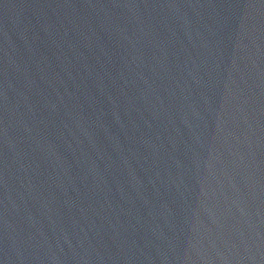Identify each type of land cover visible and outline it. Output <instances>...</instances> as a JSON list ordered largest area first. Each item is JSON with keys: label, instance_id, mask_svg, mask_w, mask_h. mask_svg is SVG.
Returning a JSON list of instances; mask_svg holds the SVG:
<instances>
[{"label": "water", "instance_id": "water-1", "mask_svg": "<svg viewBox=\"0 0 264 264\" xmlns=\"http://www.w3.org/2000/svg\"><path fill=\"white\" fill-rule=\"evenodd\" d=\"M0 264H264V0H0Z\"/></svg>", "mask_w": 264, "mask_h": 264}]
</instances>
